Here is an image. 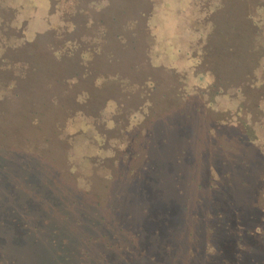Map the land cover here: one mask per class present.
Instances as JSON below:
<instances>
[{
	"label": "rangeland",
	"instance_id": "rangeland-1",
	"mask_svg": "<svg viewBox=\"0 0 264 264\" xmlns=\"http://www.w3.org/2000/svg\"><path fill=\"white\" fill-rule=\"evenodd\" d=\"M147 205L163 235L231 227L177 264L263 263L264 0H0V256L124 264L104 240L139 251Z\"/></svg>",
	"mask_w": 264,
	"mask_h": 264
},
{
	"label": "trees",
	"instance_id": "trees-1",
	"mask_svg": "<svg viewBox=\"0 0 264 264\" xmlns=\"http://www.w3.org/2000/svg\"><path fill=\"white\" fill-rule=\"evenodd\" d=\"M15 16H16V13H14V17ZM80 24L82 25L81 27L84 26V24H82V23H80ZM106 30H105V32H103V36H101L100 42L105 39V36H108L109 35V31H106ZM72 34H73V32H72ZM91 35L92 34H90V36ZM19 36H23L22 31H21V35H19ZM73 38H75L78 42H81V41H79V39L77 37V34L75 32H74ZM72 40L70 38H67V42L68 43H69V41L71 43ZM64 44H65V42H64ZM73 45L74 44H72V46ZM32 47H33V50L32 51H34V49L36 48V46L35 45H32ZM61 49H60V51H59V49H57V51H54V52H53V50L51 51V56H52L53 59L54 58H60V56L62 54ZM106 51L107 50H105V52ZM57 52H59V53H57ZM110 54L111 53H107L106 54V57H107L108 61L109 62L117 63V60H118V57L116 56L117 54L116 53L111 54V55ZM57 55H60V56H57ZM65 56H66V54H65ZM73 58H77L78 61H79V64H80V58H82V55L79 53V54H76L75 57H73ZM85 60L86 59L84 58V61ZM68 61H69V59H67L65 61V64H67ZM70 62H72V59H70ZM119 67H120V64L118 63L117 64V71L120 69ZM146 72H147L146 70H141V73L147 74ZM83 73H84L83 70L82 71H79L78 76L76 77L78 79V81H79V79L81 80V78L83 76ZM63 76H66V73L63 72ZM57 80L58 81H62V79H59V78H57ZM145 81H147V78L144 80V82ZM75 97H72L71 98V96H70L69 99H71V100L69 101V103L72 105V107H79V105L77 104V101H76ZM27 105H28V103H27ZM30 112H33V109H30ZM111 137L113 139H119V140H121V138H122V136L120 134H114V135H111ZM57 145H55L54 150H56ZM194 172L196 173V171H194ZM180 176H182V175H180ZM185 177L187 179L189 178L190 181L184 180ZM170 180H173L174 181V184H175L176 177H172V178H170ZM178 181L188 182V184H190L193 181V179L185 175L184 177L178 178ZM212 192L213 191H210V188H209V190L206 192V197L211 198L209 196L213 195ZM177 195H179V194L177 193ZM181 195H183V197H182V205H184V203H185L184 199L186 201H190L189 200L190 197L188 196L190 194L188 192L187 193L181 192ZM201 196H202V194L198 195L195 198V201H196L197 198H198L197 199L198 201H202V199H199ZM165 198L166 197H163V199H165ZM169 198H174V197H168L167 199H169ZM176 198L181 201L180 196H177ZM148 206L149 205L145 206V208H143V210H140L137 213V222L139 223V225H138V231L135 232V237L132 238L131 241H130L131 243L140 242V243H143L144 244L143 247H141L139 251L132 250L127 245H125L123 247L122 246V243H120V239L119 238H118V241H115L117 247L114 245V243H113L112 240H109V239L104 240L103 249L105 248V250H107V249L114 250V249L119 248L121 250L123 249V251H124V248H125L126 251H130L129 253L134 254V256L131 257L130 259H125L124 264H140V262L141 261H144V260L149 261V262H152L154 259H156L158 257V255L163 260L161 264H177V262L179 260H181V259H179L180 256H182V258H183V256L188 253L187 252L188 251L187 248L189 249V247H186V245L189 244V242H191L192 240H194L196 238L195 241H197V242L199 241V242L208 244L209 242H212L211 240L215 236V233H216V229L217 228L225 231L226 233H229V228H231L227 223H224V224L222 223L217 228L215 226H211V227L210 226H202L201 223H197L198 226H200V227L197 228L195 234L193 232H185L184 231V228H185L184 226L181 227V228L178 227V226H175L174 228L168 229V223L171 222L172 216H173V215L172 216L171 215H168L169 217L165 219V223H163L164 225L162 224V226L165 227V228L163 227L162 229H165L166 232H167V233H164V235H163L160 232L158 233L159 230L154 231V230H152V228L150 229L149 223L146 222L150 218V212H149ZM201 208H198V210H200ZM128 216L131 217V214H128ZM213 216H214L215 219L217 217H222V216H224V212H222V211H215V212H213ZM197 217L202 219V217L200 215H197ZM153 220H152V222H153ZM141 223H143L144 225H141ZM153 223H155V222H153ZM157 226L160 227V225H157ZM153 227L155 229H158V227H156V225L153 226ZM255 227L256 226H253L251 229H248L247 232L254 230ZM123 228L124 227L121 225L118 230L119 231H123L124 230ZM1 229L3 230L4 228H0V231H2ZM102 229H103L102 227H94L91 230L92 231L94 230V232L95 231L101 232ZM91 230H89L88 233H84L83 234L82 240H85V244H86V239L88 240V243L91 242V239L89 237V235L92 232ZM8 232H9V230H8ZM12 234H15V231L12 232V233H10L11 236H9L13 240V238H12L13 235ZM103 235H105V234H103ZM96 239L97 238H95V242H96ZM202 243H198V244L199 245L200 244L202 245ZM12 245L15 247L16 246V243L13 242ZM88 246H89V244H88ZM139 246H140V244L137 245V247H139ZM14 250H15V248L12 247V251L11 252L8 251L7 253L2 254V256H0V264H4V262H8V261H10V262H8L9 264H18L17 261L19 260V257H17V254L15 255ZM81 254H83V256L86 257L90 261L91 256H86V255H89L88 251L86 252V255H85L84 251L81 250ZM254 254H256V253H254ZM203 255H204L205 260L202 262V264H206V263L207 264H214L213 262L212 263H209V260H213V259L211 257L207 259V255L205 254V252H204ZM134 258H138V261L135 262V263L133 262V259ZM250 260L252 261V259H250ZM253 260L254 261H253L252 264H260L261 263L260 258L259 259H253ZM98 261L99 262L98 263L96 262V264H101L102 260L98 259ZM262 262L263 263H261V264H264V260ZM44 264H48V263H44ZM79 264H82V263L80 262ZM91 264H94V263H91Z\"/></svg>",
	"mask_w": 264,
	"mask_h": 264
}]
</instances>
